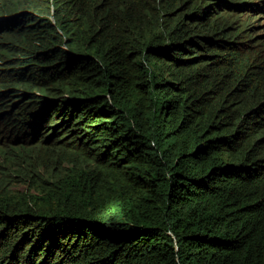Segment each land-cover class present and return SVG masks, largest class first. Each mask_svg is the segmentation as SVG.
<instances>
[{"label": "trees", "instance_id": "trees-1", "mask_svg": "<svg viewBox=\"0 0 264 264\" xmlns=\"http://www.w3.org/2000/svg\"><path fill=\"white\" fill-rule=\"evenodd\" d=\"M1 12L0 264H264V0Z\"/></svg>", "mask_w": 264, "mask_h": 264}, {"label": "rangeland", "instance_id": "rangeland-1", "mask_svg": "<svg viewBox=\"0 0 264 264\" xmlns=\"http://www.w3.org/2000/svg\"><path fill=\"white\" fill-rule=\"evenodd\" d=\"M11 2V0H0V21H6L7 19H10L13 17V15H10L9 13H5V14H2L1 12V9L6 5H8L9 3ZM255 25L258 26V30H257V33H258V37L259 39H262L264 40V12L262 14V17L258 20V21H255ZM263 37V38H261Z\"/></svg>", "mask_w": 264, "mask_h": 264}]
</instances>
